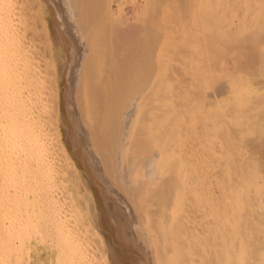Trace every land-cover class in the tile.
<instances>
[{
    "label": "bare ground",
    "instance_id": "6f19581e",
    "mask_svg": "<svg viewBox=\"0 0 264 264\" xmlns=\"http://www.w3.org/2000/svg\"><path fill=\"white\" fill-rule=\"evenodd\" d=\"M246 10L264 15V0H14L11 18L1 24L0 111L9 119L18 114L23 115V120L24 116L39 121L46 119L45 93L47 86H51L55 118L63 115L64 108L71 143L88 158L94 172L107 173L105 179L118 185L116 189L134 205L137 213L148 214L151 208H159L169 197L175 200L180 194L178 174L163 177L165 155L175 153L179 139L173 145H170L172 138L168 139L169 145L158 144L168 131L173 132L167 129L171 124L169 115L187 110L195 99L200 109H207L219 105L222 97L227 99L226 117L244 111L240 98L231 96L230 92L219 97V85L212 83L207 89L200 79L204 80L206 72L217 70L224 63L223 57L226 59L238 42V27H225L228 18L225 16ZM260 21L264 24V18ZM216 43H222L218 52L212 51ZM256 47L253 43L249 50L253 52ZM178 54L187 59L182 57L177 67H169L170 60ZM10 55L17 57L15 64L11 63ZM199 57L203 58V67L193 69V85L185 82V77L180 81L182 84L177 80L174 83V75L186 76L187 68H192V59L201 61ZM255 62L256 66H263L262 59ZM236 64L228 73L229 78L236 75L241 61ZM229 78L222 81L228 84ZM23 79L28 85L21 89L19 97L15 96ZM162 81L177 90L176 99L170 103L163 100ZM186 85L193 90L182 91ZM234 86L229 83L226 91ZM17 120L9 122L16 121L17 125ZM55 125H52L56 131L53 133L58 135ZM1 135L0 203L9 205L20 197L18 192L26 183L38 191L49 178L44 177L47 174L42 167L47 162L44 156L34 160L39 154L36 150L30 151L32 156L16 155V149L11 150ZM251 160L264 173V155H235L226 164L243 177ZM246 175L248 179L235 183L245 186L244 193L239 189L235 200L246 199L245 194L260 195L255 174ZM10 189L14 194H9ZM172 205L171 202L170 210ZM245 211L254 224L264 222V202L260 199ZM18 218L8 220V224L0 220V256L25 248L19 240V230L29 221ZM161 218L166 215L162 213ZM56 223L53 225L58 235L69 239V230L58 228ZM147 228L151 230L152 222ZM251 229L253 233L257 230L255 226ZM252 241L249 245L261 242V235ZM59 245L61 248L64 244ZM126 248L127 251L121 249L124 258L141 264L142 259L139 260L132 247ZM260 261L261 258L254 259L255 264Z\"/></svg>",
    "mask_w": 264,
    "mask_h": 264
},
{
    "label": "rangeland",
    "instance_id": "374dc122",
    "mask_svg": "<svg viewBox=\"0 0 264 264\" xmlns=\"http://www.w3.org/2000/svg\"><path fill=\"white\" fill-rule=\"evenodd\" d=\"M13 10L14 0H0V32L2 22L11 18ZM233 15L223 17L225 27L237 25V44L225 56L226 59L223 57L224 63L217 70L206 72L204 80H200L205 88L212 83L219 85V97L230 92L231 96L240 98L244 111L226 117L229 109L227 99L222 97L219 105L207 109H200L199 101L195 99L187 110L169 115L171 124L167 129L173 132L168 131L158 144L169 145L168 139L172 138L170 145H173L179 139L175 153L165 155L163 177L178 174L180 194L175 200L169 197L159 208H151L148 214L137 213L134 205L116 189L118 185L109 178L108 181L105 179L107 173L94 172L88 158L71 143L64 108L61 110L63 115L55 118L51 86H47L45 93V102L48 103L46 119L40 117L39 121L24 116L23 120V115L19 114L14 118L20 116L21 119H9L0 111V129L3 128L0 134L7 140V146L16 149L15 154L20 156H32L30 151H38L34 160L44 156L42 158L48 163L46 165L44 161L45 166L42 165L44 174L47 173L44 177L49 178L48 185L46 183L38 191L26 183L18 192L21 198L16 197L9 205L0 203V220L6 223L21 217L29 221L19 230V240L25 248L1 255L0 264H137L136 261L133 263L134 259L122 255L130 246L139 260L142 259L141 264H255L256 257L261 258L260 264H264V222L256 225L251 216L249 220L245 216V210L256 201L264 202V173L253 165L252 160L243 177L226 164V160L235 155H264V24L260 21L264 15L250 10ZM227 19L234 24L230 25ZM254 35L258 37L252 40ZM253 43L257 47L252 52L249 45ZM221 47L222 43H216L212 51H220ZM190 49L193 48L190 46ZM179 54L170 60L169 67H177L178 62L183 61V54ZM199 59L201 61L194 62L192 59V68H187L190 72L186 70L189 72L185 73L186 76L174 75V83H180L185 77V82L193 85L194 70L203 63V58ZM258 59L263 60V66H256ZM16 60L14 55L11 63ZM240 61L236 75L229 78L228 73ZM224 77L229 78L228 84L222 81ZM164 82L163 100L170 103L176 99L177 90L170 89L169 82ZM229 83L236 86L226 91ZM27 85L23 79L15 96L20 95L21 89ZM182 88V91H188L186 88L189 87ZM53 118L56 120L52 121ZM11 120H17V125L16 121L11 124ZM53 122L59 129L58 135H54ZM159 128L166 130L160 125ZM238 130L244 131L243 134H238ZM246 173L255 174L260 195L245 194L246 199L235 200L239 189L244 193L245 187L235 183L248 179ZM9 192L14 194L12 189ZM162 213L166 218H161ZM53 218L60 219L57 220L59 224ZM127 218L129 223H126ZM52 222L58 228L69 230V239H62ZM150 222L152 228L149 231L147 225ZM252 226L257 228L254 233ZM260 235L262 241L254 243L256 247L249 245L253 243V237ZM60 243L66 248L61 245V249Z\"/></svg>",
    "mask_w": 264,
    "mask_h": 264
}]
</instances>
